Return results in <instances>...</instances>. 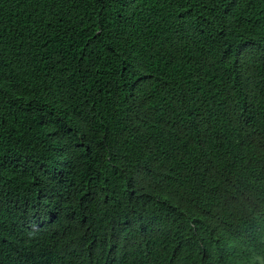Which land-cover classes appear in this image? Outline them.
Segmentation results:
<instances>
[{"label": "trees", "instance_id": "1", "mask_svg": "<svg viewBox=\"0 0 264 264\" xmlns=\"http://www.w3.org/2000/svg\"><path fill=\"white\" fill-rule=\"evenodd\" d=\"M0 264H264V0H0Z\"/></svg>", "mask_w": 264, "mask_h": 264}]
</instances>
